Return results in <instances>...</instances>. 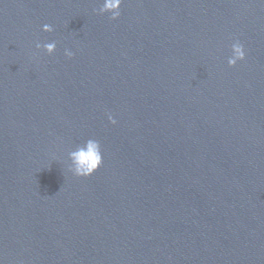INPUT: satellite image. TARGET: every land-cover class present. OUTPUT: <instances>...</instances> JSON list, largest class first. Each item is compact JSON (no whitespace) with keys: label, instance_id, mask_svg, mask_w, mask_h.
Wrapping results in <instances>:
<instances>
[{"label":"water","instance_id":"water-1","mask_svg":"<svg viewBox=\"0 0 264 264\" xmlns=\"http://www.w3.org/2000/svg\"><path fill=\"white\" fill-rule=\"evenodd\" d=\"M104 3L0 0V264H264V0Z\"/></svg>","mask_w":264,"mask_h":264},{"label":"clouds","instance_id":"clouds-1","mask_svg":"<svg viewBox=\"0 0 264 264\" xmlns=\"http://www.w3.org/2000/svg\"><path fill=\"white\" fill-rule=\"evenodd\" d=\"M122 0H105L104 7L102 11H107L111 13V19L115 20L120 16V6ZM43 31L51 32L53 31L51 25L45 24L43 26ZM37 48L41 45L37 44ZM44 50L48 54H52L55 51V43H47L42 45ZM232 55L228 59L229 66H234L238 61L245 59V50L243 44L237 40L232 46ZM65 55L69 58L72 57L73 53L71 51L65 50ZM109 120L115 124L116 121L109 116ZM74 168L71 169L72 173L76 176L87 177L92 175L98 170L103 162L101 147L98 141L93 139H88L83 145L78 146L75 151L70 153Z\"/></svg>","mask_w":264,"mask_h":264}]
</instances>
